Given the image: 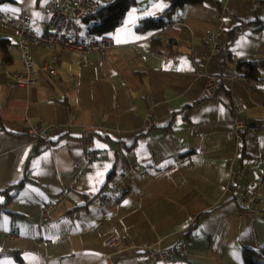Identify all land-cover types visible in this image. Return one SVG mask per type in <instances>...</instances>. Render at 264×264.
Instances as JSON below:
<instances>
[{
    "label": "crops",
    "instance_id": "obj_1",
    "mask_svg": "<svg viewBox=\"0 0 264 264\" xmlns=\"http://www.w3.org/2000/svg\"><path fill=\"white\" fill-rule=\"evenodd\" d=\"M46 1L0 10L14 20L28 14L40 35ZM262 2L205 0L164 16L168 0H135L103 35L115 46L85 66L27 43L37 68L30 86L13 77L24 70L18 37L0 25V264H163L141 251L181 244L187 252L171 264H243L244 249L264 248V9L254 13ZM145 19L158 27L138 30ZM91 25L83 19L81 34ZM216 32L222 55L206 42ZM240 62H254L257 77ZM207 75L223 84L201 98ZM234 99L254 128L239 139ZM32 125L48 139L32 141ZM87 130L98 161L85 159ZM124 160L134 168L122 171ZM249 196L261 215L247 210ZM115 234L129 245H106Z\"/></svg>",
    "mask_w": 264,
    "mask_h": 264
},
{
    "label": "built area",
    "instance_id": "obj_2",
    "mask_svg": "<svg viewBox=\"0 0 264 264\" xmlns=\"http://www.w3.org/2000/svg\"><path fill=\"white\" fill-rule=\"evenodd\" d=\"M100 6L96 0H47L43 6V11L48 15L43 31L40 35H35L30 30L31 17L28 14H22L19 19L14 20L8 18L0 10V25L8 27L18 37L19 60L24 70L16 72L13 77L20 86H30L36 81V65L25 51L27 43L40 47H57L69 54V63L73 67H81L89 64L90 55H104L108 50L115 46L114 39L111 37H92L87 31L85 35L81 34L80 22L94 15ZM242 28L236 29V33L240 34ZM206 42L210 45V52L216 55H222L225 52V43L219 39V33H211L207 36ZM199 72V71H197ZM223 81L219 76L207 75L206 85L201 91V98H211L216 95L222 87ZM233 107L235 111L234 126L235 138L239 139L245 129L253 130L248 127L243 120L239 118L243 111V105L238 99H234ZM264 108V106H263ZM155 121H151V125L155 126ZM92 130L82 133V143L87 148L85 159L87 161H98L100 155L98 152L90 149V137L93 135ZM25 134L32 141L47 140L49 133L40 125L28 126ZM134 168V162L124 160L121 165L122 171H129ZM118 191L115 189L114 193ZM109 197L104 195L100 197V201L105 203ZM246 208L254 215H261L258 209V199L255 196H249L245 199ZM106 245L125 248L129 245L127 240L121 239L118 235L110 236L106 241ZM148 259L163 264H171L175 261L176 256H184L187 252L186 244L178 245L174 248L162 249L160 247L147 248L141 251Z\"/></svg>",
    "mask_w": 264,
    "mask_h": 264
},
{
    "label": "trees",
    "instance_id": "obj_3",
    "mask_svg": "<svg viewBox=\"0 0 264 264\" xmlns=\"http://www.w3.org/2000/svg\"><path fill=\"white\" fill-rule=\"evenodd\" d=\"M169 7L165 10L163 15H170L173 10L185 4H196L201 3L205 0H168ZM2 3L11 2V0H0ZM135 0H113L100 9L92 16L85 18L84 22L92 24L89 27V34L92 37H101L105 34L116 29L122 23L126 11L133 5ZM264 9V2L254 11L255 16ZM161 18V17H160ZM158 19V21L160 20ZM255 23H259V19L255 20ZM158 27L155 20L145 19L142 20L138 26V30L144 31L149 29H156ZM157 43L153 42L152 49L157 47ZM6 54V53H5ZM7 57V56H6ZM239 69L245 70L246 75L250 78L255 79L258 75V68L254 62H240L238 64ZM242 262L243 264H264V248L259 250L244 249L242 251Z\"/></svg>",
    "mask_w": 264,
    "mask_h": 264
}]
</instances>
